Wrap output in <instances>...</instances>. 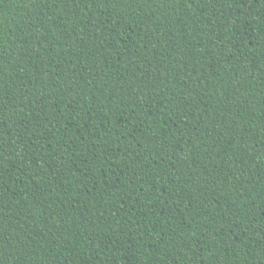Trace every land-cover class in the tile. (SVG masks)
Here are the masks:
<instances>
[{
	"label": "trees",
	"instance_id": "1",
	"mask_svg": "<svg viewBox=\"0 0 264 264\" xmlns=\"http://www.w3.org/2000/svg\"><path fill=\"white\" fill-rule=\"evenodd\" d=\"M0 264H264V0H0Z\"/></svg>",
	"mask_w": 264,
	"mask_h": 264
}]
</instances>
